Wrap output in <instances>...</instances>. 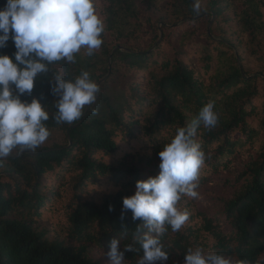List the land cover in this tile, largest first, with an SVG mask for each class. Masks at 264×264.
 <instances>
[{"label": "trees", "instance_id": "1", "mask_svg": "<svg viewBox=\"0 0 264 264\" xmlns=\"http://www.w3.org/2000/svg\"><path fill=\"white\" fill-rule=\"evenodd\" d=\"M193 2L98 0L102 46L92 56L82 49L75 63L51 65L32 94L21 96L40 100L49 113V131L62 133L67 143L34 152L14 149L0 160V264H104L98 254L108 252L113 239L122 251L133 248L123 264H137L143 255L138 238L147 229L132 219L131 210L121 218L122 200L135 193L138 180L159 174L163 145L209 101L218 122L213 128L201 125L194 137L205 154L197 191L211 176L232 172L235 158L260 135L262 145L235 181H227L235 191L220 213L182 198L191 216L180 231L169 227L162 237L169 253L163 264H184L187 249L196 246L264 264V74L248 75L240 53L264 63V0H200L199 14ZM235 2L243 7L234 17L237 44L220 25L230 21L220 18ZM162 4L166 12L157 26L151 14ZM144 31L161 32L153 50L141 47L138 36ZM15 51L10 39L0 54ZM82 71L98 83L97 101L80 120L57 124L54 75L75 79ZM60 207L61 220L54 214Z\"/></svg>", "mask_w": 264, "mask_h": 264}, {"label": "clouds", "instance_id": "2", "mask_svg": "<svg viewBox=\"0 0 264 264\" xmlns=\"http://www.w3.org/2000/svg\"><path fill=\"white\" fill-rule=\"evenodd\" d=\"M97 5L98 0H5L0 7V49L10 39L16 49L13 56L0 54V160L14 149L34 152L49 138L46 107L35 97L27 102L21 96L32 94L34 82L51 72V65L60 61L75 63L76 54L82 49L92 56L102 46L105 24ZM193 11L200 13V0H194ZM54 80V119L57 124L71 125L82 118L86 106L96 103L100 87L88 71H82L75 79L55 74ZM214 108V101H209L190 124L178 127L158 153L159 174L138 180L135 193L122 200L121 218L131 210L132 219L142 221L147 229L138 238L143 255L137 264L167 261L169 253L162 237L169 227L178 232L189 222L191 213L181 207L180 201L199 197V178L205 167L201 143L194 137L201 125L216 126L218 114ZM92 111L95 114L96 109ZM109 210H113L111 206ZM118 245L117 239L111 240L107 253L110 264H123L125 252L133 251L131 245L123 251ZM184 264L252 262L196 246L187 249Z\"/></svg>", "mask_w": 264, "mask_h": 264}, {"label": "rangeland", "instance_id": "3", "mask_svg": "<svg viewBox=\"0 0 264 264\" xmlns=\"http://www.w3.org/2000/svg\"><path fill=\"white\" fill-rule=\"evenodd\" d=\"M163 5L164 4L159 6L157 9L152 10L151 20L153 24H156L157 26H159L158 21H160V19L165 15L166 12L165 6L163 7ZM242 8L243 7L240 5L239 2H235L233 4L232 9L228 13H226L223 17L220 18L221 22L227 19L230 20L229 22H225L220 25L222 26V28H224L225 31L228 32L227 36L231 38L233 42H235V44H237V40H241V37H239V34L237 35L238 25L236 18L234 19V17H235V13L241 11ZM140 10L142 12L141 13L142 16H144L145 14L144 8L140 6ZM208 22L209 20L206 23ZM147 29L149 30L151 28L147 27ZM160 37H161V32L150 35V32L145 33V31L142 32L140 36H138L140 40L144 41V43L141 44V47L145 51L153 50L155 48V44L157 43ZM193 40L195 41V39ZM175 52L176 50L173 47H170V53L174 55ZM240 53L243 58L241 62L243 66V70H245V72L248 75L254 76L257 73L264 74V63L259 62V60H257L255 57L250 56L249 53H246L243 50H241ZM164 55L168 56L167 53H164ZM188 63L196 65V63L193 60H188ZM146 109L147 108H144V111H147ZM255 126L257 127V129H259L258 120L255 122ZM50 133L51 134L49 138L45 141V143L42 144L43 146L51 147L55 144L64 145L67 143L62 133L59 132H50ZM262 139H263V135H260L253 144L246 145L242 149L241 155L235 158L232 164V172L222 171L220 172V174L215 175V177L211 176L209 183L203 186L202 188H200V190H198L199 197L196 198V200L200 208H203V205L205 204L209 208L210 212L214 215H216L217 212L220 213L223 210L224 202L227 200H231L233 198V194L235 191L234 186L226 184L227 181L231 180L233 183L236 177L238 176L239 172H241V170L244 169V166L252 158H255L258 148H260V146L262 145L261 144ZM146 146L147 149L148 147L151 148L150 143H146ZM64 199L65 197L62 196L61 200ZM57 209L59 210V212H56V209H54V214L58 219L61 220L64 215V210L62 209V207ZM206 210L209 211L208 209ZM107 253L108 252H103L98 254V257L103 261L104 264H110V258L107 255Z\"/></svg>", "mask_w": 264, "mask_h": 264}]
</instances>
